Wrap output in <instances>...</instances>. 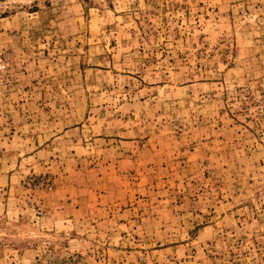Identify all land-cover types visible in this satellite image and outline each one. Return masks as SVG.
I'll list each match as a JSON object with an SVG mask.
<instances>
[{
	"label": "rangeland",
	"instance_id": "rangeland-1",
	"mask_svg": "<svg viewBox=\"0 0 264 264\" xmlns=\"http://www.w3.org/2000/svg\"><path fill=\"white\" fill-rule=\"evenodd\" d=\"M0 264H264V0H0Z\"/></svg>",
	"mask_w": 264,
	"mask_h": 264
}]
</instances>
